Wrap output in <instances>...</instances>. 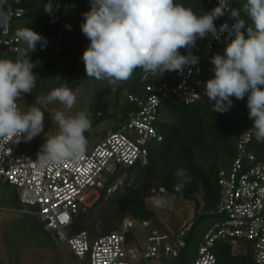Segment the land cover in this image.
Here are the masks:
<instances>
[{"label":"clouds","instance_id":"clouds-1","mask_svg":"<svg viewBox=\"0 0 264 264\" xmlns=\"http://www.w3.org/2000/svg\"><path fill=\"white\" fill-rule=\"evenodd\" d=\"M43 8L51 13V0ZM226 11L236 21L230 30L234 38L223 55L211 58L214 77L207 80L204 93L214 113L227 112L233 106L232 97L243 100L246 96L253 121L249 131L264 142V0H245L241 8H232L230 0H218L210 12L199 15L175 0H90L80 25L90 41L81 57L86 77L114 86L129 80L137 68L153 76L173 71L182 74L186 66L199 62L190 51L197 39L218 36L214 21ZM241 11L251 25L241 18ZM245 27L247 36L241 31ZM227 29L223 24L220 31ZM15 38L24 45L16 59L0 58V140L7 143L31 141L43 132L44 111L38 104L59 102L72 109L77 102L75 92L65 83L46 96H36L35 103L22 110L20 100L33 92L37 80L33 69L39 61H31L30 53L47 41L28 27L17 29ZM181 49L188 50L187 55ZM51 119L58 132L45 138L38 153L40 166L78 162L86 152L85 133L91 131V120L83 111L66 116L60 110ZM175 175L174 191L182 192L191 177L182 167ZM152 200L156 208L169 203L163 196Z\"/></svg>","mask_w":264,"mask_h":264},{"label":"trees","instance_id":"trees-1","mask_svg":"<svg viewBox=\"0 0 264 264\" xmlns=\"http://www.w3.org/2000/svg\"><path fill=\"white\" fill-rule=\"evenodd\" d=\"M175 2L190 7L198 15L210 12L217 6L216 0ZM244 2L245 0H230V5L232 8H241ZM47 3L49 0H21L19 7L24 12L20 18L12 20L16 24L12 25L11 29L28 27L46 38L47 43L44 47L38 43L36 50L30 53L31 61H39L33 69L37 75L34 88L36 91L45 77L55 70L62 73L84 67L81 57L90 43L80 28L83 22L82 14L90 9V0H51V13L44 11L43 7ZM241 18L251 25V21L242 11ZM235 22L230 12L220 20V24H227L230 30ZM241 31L247 36L246 27ZM210 38L211 35L197 39L195 47L190 49L192 54L194 55L197 48L204 46ZM233 38L234 33L230 34L229 31L224 42L215 46V51L220 49L219 54L223 55L227 44ZM15 46L18 50L24 47L20 41ZM15 46H0V58L15 60L18 53V50L14 49ZM187 51L180 50L182 55H187ZM211 66L210 74L207 72L205 74L207 80L214 77V65ZM174 73L175 71L165 72L162 76H153L137 68L129 80L114 86L99 80L101 86L92 104L91 130L107 119L113 120L112 129L116 130L127 121L130 112L138 109L137 104L129 100V96L146 98L148 86L169 82ZM87 78L84 71L78 84ZM204 89L201 98L192 104H186L178 97L170 96L162 101L155 122L162 139L149 143L148 163L125 167L127 173L123 183L111 194L104 189L100 197L85 212L76 215L70 227L71 234L87 231L91 239H96L120 229L123 220L128 216L149 221L150 227L161 233L168 232L167 227L158 218L157 211L148 204V200L153 196H175L185 203L193 204L197 214L196 220L218 218L213 212L222 195L218 182L219 172L230 167L237 154L239 140L244 132L253 127V121L248 116L246 96L243 100L232 97L233 106L227 112L214 113L210 106L212 102L208 101ZM90 132L85 133L86 138ZM247 149L255 157V162L264 163V142L257 141L253 133ZM221 153L224 154V162L220 159ZM181 167L186 169L191 181L182 192H176L175 172ZM6 201L1 190L0 205L7 206ZM16 201H19L18 196ZM196 220H193V230L196 227ZM41 224L45 229L44 223ZM191 233L186 238L187 246ZM127 238L131 243L143 241L145 236L137 230H131ZM213 252L216 255V264H256L250 242H242L237 249L233 248L230 242L217 241Z\"/></svg>","mask_w":264,"mask_h":264},{"label":"built area","instance_id":"built-area-1","mask_svg":"<svg viewBox=\"0 0 264 264\" xmlns=\"http://www.w3.org/2000/svg\"><path fill=\"white\" fill-rule=\"evenodd\" d=\"M4 1L12 6V20L20 18L24 12L19 7L21 0ZM228 13L226 11L224 15ZM223 16L214 21L218 36H211L204 46L197 48L194 56L199 62L186 66L182 74L175 71L169 82L148 86V95L144 99L129 96L138 109L130 112L127 121L116 130L112 129L102 138L87 139L86 152L78 162L41 167L37 159L42 143L30 151L23 139L8 143L0 140V185L14 186L22 205L21 213L39 218L45 230L66 242L81 263L142 264L161 256L177 258L180 256L178 247L186 248V238L194 228L193 220L165 233L152 229L143 241L131 243L128 233L150 228L149 221L128 216L120 229L96 239H91L87 231L71 234L70 227L74 217L97 200L88 202L94 188L107 189L111 194L124 181L118 179L107 186L105 174L113 179L119 167L148 163L149 143L162 139L155 122L165 98L178 97L186 104L201 98L207 82L205 74L212 71L215 46L222 44L230 31L229 26L220 31ZM11 28L12 23L9 33L0 36V46H15L19 42L15 38L17 28ZM14 49L18 50L16 46ZM249 130L241 136L230 167L219 172L222 195L213 212L218 218L198 242L193 264H216L213 248L217 241L230 242L233 248H238L242 242H250L256 264H264V163L255 162V157L247 149L252 138Z\"/></svg>","mask_w":264,"mask_h":264},{"label":"rangeland","instance_id":"rangeland-1","mask_svg":"<svg viewBox=\"0 0 264 264\" xmlns=\"http://www.w3.org/2000/svg\"><path fill=\"white\" fill-rule=\"evenodd\" d=\"M16 22L13 21L12 25ZM221 52L220 49L216 54ZM84 73V67L78 68L75 71L60 73L55 70L43 80L40 88L36 91L25 94L20 103L25 107L31 106L36 101V96H46L51 90L62 84L67 83L68 86L75 92L77 102L72 109H66L59 102L49 103L47 105L37 106L44 111V130L31 141L25 140V146L28 150L33 151L39 145L45 143L47 136H53L58 132V127L54 125L51 116L55 111L60 110L65 112L66 116L75 115L83 111L92 121L93 112L92 104L97 90L101 86V82L94 78H87L84 82L78 84L81 76ZM113 120L107 119L98 123L91 130L87 139L94 140L102 138L107 132L112 130ZM222 162L225 161L224 154H220ZM127 169L119 167L116 172V177L111 181L106 174L104 178L108 181L107 186L111 182H116L118 179L126 177ZM105 179V180H106ZM3 191L6 197V208L0 209V264H88L81 263L74 255L70 246L58 239L55 233L46 231L39 218L34 215L21 213L22 205L17 200V190L9 184H1L0 191ZM102 191L94 188V192L90 195L88 202L98 199ZM169 200V203L162 208H156L153 205V200L149 199L148 204L158 213V218L164 226L169 230H176L180 224L187 220H196V209L191 203H185L175 196L163 195ZM216 222V218L210 217L206 219L196 220V227L191 233L188 246L179 248L180 257L161 256L159 258H150L142 264H193L197 256L198 242L202 239L206 231ZM140 234L147 236L151 233L152 228L137 229ZM238 249V248H237Z\"/></svg>","mask_w":264,"mask_h":264},{"label":"water","instance_id":"water-1","mask_svg":"<svg viewBox=\"0 0 264 264\" xmlns=\"http://www.w3.org/2000/svg\"><path fill=\"white\" fill-rule=\"evenodd\" d=\"M12 15V6L4 0H0V36L9 33Z\"/></svg>","mask_w":264,"mask_h":264},{"label":"crops","instance_id":"crops-1","mask_svg":"<svg viewBox=\"0 0 264 264\" xmlns=\"http://www.w3.org/2000/svg\"><path fill=\"white\" fill-rule=\"evenodd\" d=\"M2 208H6V206H1L0 205V209H2ZM162 223H164V222H162ZM181 225V224H180ZM167 227V226H166ZM167 229L169 230V228L167 227Z\"/></svg>","mask_w":264,"mask_h":264}]
</instances>
